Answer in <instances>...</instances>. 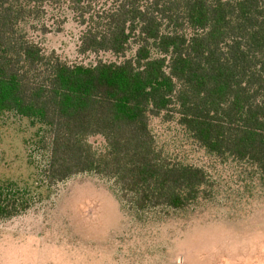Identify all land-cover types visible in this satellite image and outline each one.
Returning a JSON list of instances; mask_svg holds the SVG:
<instances>
[{
    "label": "trees",
    "instance_id": "trees-1",
    "mask_svg": "<svg viewBox=\"0 0 264 264\" xmlns=\"http://www.w3.org/2000/svg\"><path fill=\"white\" fill-rule=\"evenodd\" d=\"M23 14L0 0V114L45 128L48 185L94 173L135 211L186 208L208 177L157 149L150 118L162 114L177 115L208 152L256 165L264 181V0H127L79 49L125 60L89 67L44 55L18 33ZM134 39L135 56L126 58ZM91 136L105 140V153L87 143ZM18 190L0 184V220L28 210Z\"/></svg>",
    "mask_w": 264,
    "mask_h": 264
},
{
    "label": "rangeland",
    "instance_id": "rangeland-1",
    "mask_svg": "<svg viewBox=\"0 0 264 264\" xmlns=\"http://www.w3.org/2000/svg\"><path fill=\"white\" fill-rule=\"evenodd\" d=\"M126 1L13 0L24 12L17 31L70 66L120 64L124 57L79 49L83 36L100 30L105 16ZM154 1L137 0L141 7ZM137 48L131 40L126 58ZM150 130L169 161L207 174L199 197L184 209L135 211L112 180L94 173L48 185L45 128L0 114V184H14L30 201L25 212L0 220V264H264V181L257 166L208 152L177 115L151 117ZM87 143L97 154L107 151L101 136Z\"/></svg>",
    "mask_w": 264,
    "mask_h": 264
}]
</instances>
